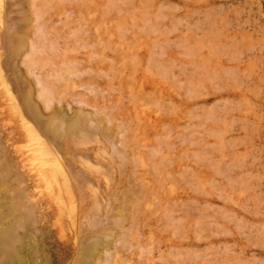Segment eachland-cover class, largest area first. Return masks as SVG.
Returning a JSON list of instances; mask_svg holds the SVG:
<instances>
[{
  "label": "rangeland",
  "instance_id": "374dc122",
  "mask_svg": "<svg viewBox=\"0 0 264 264\" xmlns=\"http://www.w3.org/2000/svg\"><path fill=\"white\" fill-rule=\"evenodd\" d=\"M7 210L22 264H264V0H0Z\"/></svg>",
  "mask_w": 264,
  "mask_h": 264
},
{
  "label": "bare ground",
  "instance_id": "6f19581e",
  "mask_svg": "<svg viewBox=\"0 0 264 264\" xmlns=\"http://www.w3.org/2000/svg\"><path fill=\"white\" fill-rule=\"evenodd\" d=\"M5 175H8V171ZM7 178L8 176L5 179ZM10 210L14 211L13 208ZM5 211L0 214V264H22L26 260L25 238L18 232L19 225L9 219L12 211Z\"/></svg>",
  "mask_w": 264,
  "mask_h": 264
}]
</instances>
